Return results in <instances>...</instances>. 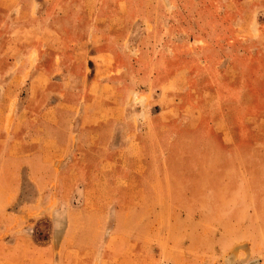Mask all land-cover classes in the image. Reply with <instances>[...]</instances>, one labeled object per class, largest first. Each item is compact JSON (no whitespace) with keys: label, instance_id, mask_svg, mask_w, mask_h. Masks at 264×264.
Segmentation results:
<instances>
[{"label":"rangeland","instance_id":"374dc122","mask_svg":"<svg viewBox=\"0 0 264 264\" xmlns=\"http://www.w3.org/2000/svg\"><path fill=\"white\" fill-rule=\"evenodd\" d=\"M255 27L264 0H1L0 264H264ZM234 103L239 162L202 147Z\"/></svg>","mask_w":264,"mask_h":264},{"label":"crops","instance_id":"0c3cea01","mask_svg":"<svg viewBox=\"0 0 264 264\" xmlns=\"http://www.w3.org/2000/svg\"><path fill=\"white\" fill-rule=\"evenodd\" d=\"M1 1V0H0ZM264 30V29H263ZM251 34H255V37L257 39V41L259 40L262 41L261 44H264V31L262 30H258L256 27L253 28V31H251ZM236 94H240L247 97V99L245 101H247L248 103H253L254 101V96L252 93L250 94H246L245 95V91L241 88L240 91L237 92V88L235 91ZM225 109L227 111H225ZM241 111L242 108L241 106H239L238 103H234L233 106L230 105L229 106H224L221 107L216 111L217 118V124L219 126V132H218V144H215L214 141H212L210 139L209 142L205 141L204 143H202V147H205V145H210V147H214L213 150L219 146L222 147L221 149H225L224 152H232L233 155V160L234 161H241V156L239 154V147H240V139H239V130H238V126L235 125L236 121L240 119L241 117ZM214 115V114H213ZM214 115V116H215ZM256 119V118H255ZM233 122V124H232ZM259 122V121H258ZM264 126V119L263 121H261V123L259 125H257V128H255L254 130L256 132L260 131V128H262ZM171 130H177L176 132V136L173 139L172 142V149H174L176 152L180 153V156H184L181 155L184 152H190L189 155L185 156V161L188 162L190 160H192V158L195 157V153H194V145L196 144V138L193 137L194 135H188V131H184V132H180V128H176V127H172ZM180 133V134H178ZM217 145V146H215ZM257 146V144H254ZM232 146V147H231ZM259 146H261V150H258L257 155L260 154V157L257 158V163L260 164L261 168L264 169V140L262 141L261 145L259 143ZM231 147V148H229ZM229 148V149H226ZM250 151L251 148L249 147ZM174 151V152H175ZM175 152V153H176ZM178 153V154H179ZM180 156H177L178 158H180L179 160H183V158H181ZM204 155L202 154V157ZM175 155L173 156L174 159L177 158ZM215 156H213L212 158H214ZM177 158V159H178ZM216 159H218L219 161H222V158L220 156L216 157ZM210 160V159H209ZM251 162H254L253 158H251L250 160ZM175 183H179L178 180L175 181Z\"/></svg>","mask_w":264,"mask_h":264}]
</instances>
